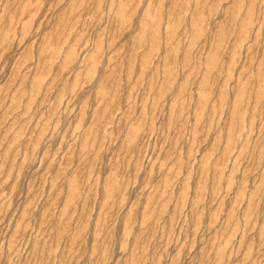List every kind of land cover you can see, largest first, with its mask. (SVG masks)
Returning <instances> with one entry per match:
<instances>
[{
	"label": "rangeland",
	"instance_id": "rangeland-1",
	"mask_svg": "<svg viewBox=\"0 0 264 264\" xmlns=\"http://www.w3.org/2000/svg\"><path fill=\"white\" fill-rule=\"evenodd\" d=\"M0 264H264V0H0Z\"/></svg>",
	"mask_w": 264,
	"mask_h": 264
}]
</instances>
